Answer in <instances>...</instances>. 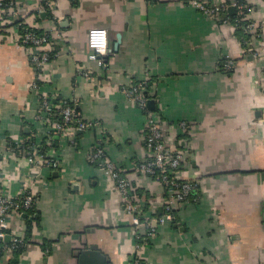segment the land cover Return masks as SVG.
Here are the masks:
<instances>
[{
    "label": "crops",
    "instance_id": "obj_1",
    "mask_svg": "<svg viewBox=\"0 0 264 264\" xmlns=\"http://www.w3.org/2000/svg\"><path fill=\"white\" fill-rule=\"evenodd\" d=\"M47 1L21 0L25 24L54 42L42 73L0 10V188L17 193L26 176L37 177L35 219L17 264H78L92 246L108 264H264V0H243L253 22L263 24L257 58L247 54L234 22H223L235 14L232 6L212 18L193 5L229 0ZM92 28L108 33L113 51L105 67L88 59ZM224 56L234 62L231 71L221 67ZM38 78L40 88L32 90ZM141 82L166 144L183 156L174 175L198 188L175 204L173 222L137 241L106 162L163 214L166 189L136 169L149 158L144 117L124 90ZM52 94L97 125H70L59 135L48 152L58 169L36 166L21 148L8 150L34 132L40 142L38 101ZM100 138L104 157L90 163Z\"/></svg>",
    "mask_w": 264,
    "mask_h": 264
},
{
    "label": "built area",
    "instance_id": "obj_2",
    "mask_svg": "<svg viewBox=\"0 0 264 264\" xmlns=\"http://www.w3.org/2000/svg\"><path fill=\"white\" fill-rule=\"evenodd\" d=\"M46 4L50 5V2L46 0ZM193 5L200 12L212 18H218L221 13L226 11L228 6H232L239 18L243 16L242 20L247 21L244 27L245 32L250 34V38L244 42L247 54L252 58L259 56L254 49V44L256 40H260L262 37L263 24L253 22L250 18L251 9L246 4H239L238 0H229L221 7L211 6L208 2L196 1L193 2ZM0 10L3 11L6 25L16 33V41L27 51L30 63L39 73H42L51 60V46L54 44L51 35L43 32L38 33L25 24L21 16V0H3L0 2ZM223 22L225 23L227 20ZM87 46L89 48L88 59L95 62L99 67H105L106 58L109 56L107 31L102 28L88 30ZM233 66L232 59L224 56L221 64L223 71H231ZM79 73L86 78L89 77L87 71L79 70ZM39 86L38 78L31 88L38 91ZM124 92L136 102L144 117L142 141L149 158L147 161L138 164L136 169L139 173L156 180L167 192L163 203V214L158 216L156 207L150 204L143 195H137L127 177L122 175L111 163L106 162V167L112 172L116 189L121 194L124 212L130 216L135 239L141 241L152 238L157 233L158 228L165 222L174 221L175 204L187 203L190 200L191 193L198 188V183L191 180H178L175 175L170 174V172L179 168L183 156L179 152H173L166 144L159 117L147 108L149 97L145 94V87L142 82L125 89ZM55 98L54 94L39 97L37 121L35 123L39 128L35 130L42 131L43 138L41 137L40 142L35 141L36 132H34L27 143L14 144L8 147L11 152H15L19 150L18 147H21L22 154L36 166L45 164L52 169H58L59 163L56 158H49L48 152L49 150H55L53 144L59 138V135L67 136L66 128H69L70 125H75L81 131L89 130L96 125V123L83 120L74 103L66 99H60L56 103ZM58 115L61 119L57 123L54 119ZM184 125V123H179L178 127L184 130ZM103 139L100 138L96 142L93 150L88 155L90 163L103 159ZM29 177L26 176L17 193H11L5 187L0 188V264L10 261L17 249L26 247L25 233L28 224L33 223V212L36 207L34 181L37 177L35 175L32 178ZM25 215L26 221L23 220ZM6 238H8L7 241ZM139 247L137 245V249ZM131 261V264H138L137 259L131 258Z\"/></svg>",
    "mask_w": 264,
    "mask_h": 264
},
{
    "label": "water",
    "instance_id": "obj_3",
    "mask_svg": "<svg viewBox=\"0 0 264 264\" xmlns=\"http://www.w3.org/2000/svg\"><path fill=\"white\" fill-rule=\"evenodd\" d=\"M235 9L233 7H230L228 9V12L230 11H234ZM118 42H116L114 44V50H117V44ZM112 49L109 50V52L112 53ZM151 105H153V102L149 100L148 102V108L151 107ZM6 241L8 240V238L5 239ZM78 264H108L107 260L105 259V257L103 256V254H101L97 248L95 246H92L89 249L83 250L80 253L79 256V261Z\"/></svg>",
    "mask_w": 264,
    "mask_h": 264
},
{
    "label": "trees",
    "instance_id": "obj_4",
    "mask_svg": "<svg viewBox=\"0 0 264 264\" xmlns=\"http://www.w3.org/2000/svg\"><path fill=\"white\" fill-rule=\"evenodd\" d=\"M239 4H243L245 5V2H243V0H238ZM243 16L241 18H239V16L237 15V12L235 11V14L231 17H227V19L225 18L224 20H230L233 21L235 26H236V30L238 31V34L242 37V43L245 42L247 39L250 38V34H248L247 32H245L244 27L247 24L246 20H242ZM223 20V21H224ZM40 33V32H38ZM244 45V44H243ZM60 100V99H59ZM59 100H57L56 102H58ZM21 147H18V149H20ZM169 174V173H168ZM171 175L175 174V171L170 172ZM138 192V191H137ZM138 194H141L140 191L138 192ZM191 199V196H190ZM33 219L34 218V212H33ZM26 243L28 242V239H25ZM24 248H19L16 250L14 257L10 260L9 264H17L18 261V256H20V254L23 252Z\"/></svg>",
    "mask_w": 264,
    "mask_h": 264
}]
</instances>
